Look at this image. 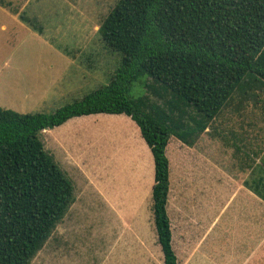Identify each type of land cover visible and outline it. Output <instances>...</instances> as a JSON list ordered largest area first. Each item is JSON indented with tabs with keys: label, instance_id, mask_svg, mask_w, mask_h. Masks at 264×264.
Returning <instances> with one entry per match:
<instances>
[{
	"label": "rangeland",
	"instance_id": "rangeland-1",
	"mask_svg": "<svg viewBox=\"0 0 264 264\" xmlns=\"http://www.w3.org/2000/svg\"><path fill=\"white\" fill-rule=\"evenodd\" d=\"M115 2L29 0L26 11L43 34L22 27L15 37L12 15L0 6V105L50 113L108 83L121 55L101 50L96 31ZM131 93L147 90L137 82ZM41 139L71 178L75 197L30 264H165L161 245L152 252L148 243L157 238L154 160L135 121L125 114L76 116L43 130ZM166 154L178 264L194 257L206 230L215 238L217 230L264 226V202L243 184L249 164L264 154V91L252 100L235 95L193 147L173 136Z\"/></svg>",
	"mask_w": 264,
	"mask_h": 264
},
{
	"label": "trees",
	"instance_id": "trees-1",
	"mask_svg": "<svg viewBox=\"0 0 264 264\" xmlns=\"http://www.w3.org/2000/svg\"><path fill=\"white\" fill-rule=\"evenodd\" d=\"M25 1L0 6L43 34ZM96 34L101 50L121 55L108 83L50 113L0 105V264H30L74 201L42 131L93 113L125 114L138 125L154 160L157 241L164 263L178 264L167 209L170 138L193 147L235 95L252 100L264 91V0H116ZM137 82L147 94L131 93ZM243 184L264 200V154Z\"/></svg>",
	"mask_w": 264,
	"mask_h": 264
},
{
	"label": "crops",
	"instance_id": "crops-1",
	"mask_svg": "<svg viewBox=\"0 0 264 264\" xmlns=\"http://www.w3.org/2000/svg\"><path fill=\"white\" fill-rule=\"evenodd\" d=\"M28 1H25L23 7L28 5ZM7 12L10 13L9 11ZM11 15L13 17H11L13 29L9 31V35L10 37H15L20 33L22 27H26L23 29H27L29 26L22 22L17 15L12 13ZM257 162H260V160ZM248 174L249 171L246 176ZM255 197L264 202L256 194ZM259 215L261 218L264 217V213L260 212ZM215 230H212V232ZM215 233L216 237L211 238V232L206 230L204 235L198 239L201 243L198 242L196 244V249L192 254L194 257L187 258L184 264H264V226L243 227L240 230L232 227L222 231L217 230ZM210 238L211 242L208 245L207 239ZM145 242L147 241L145 240ZM148 243L151 246L152 252L158 250L157 238L153 237Z\"/></svg>",
	"mask_w": 264,
	"mask_h": 264
}]
</instances>
